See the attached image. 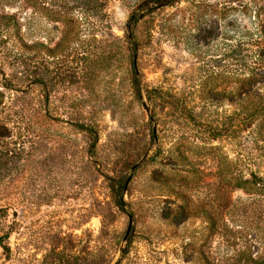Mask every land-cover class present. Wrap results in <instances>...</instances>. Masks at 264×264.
<instances>
[{
    "label": "rangeland",
    "instance_id": "rangeland-1",
    "mask_svg": "<svg viewBox=\"0 0 264 264\" xmlns=\"http://www.w3.org/2000/svg\"><path fill=\"white\" fill-rule=\"evenodd\" d=\"M142 1L0 0V264H264V0Z\"/></svg>",
    "mask_w": 264,
    "mask_h": 264
},
{
    "label": "trees",
    "instance_id": "trees-1",
    "mask_svg": "<svg viewBox=\"0 0 264 264\" xmlns=\"http://www.w3.org/2000/svg\"><path fill=\"white\" fill-rule=\"evenodd\" d=\"M177 0H143L142 3L139 5L138 10L133 12L129 20L127 22V37L129 38V41L131 45L133 46V54L136 52V47H135V40H134V27L138 20L144 16L147 13L152 12L156 8L163 7V6H168L172 5L176 2ZM0 18L3 19L2 16ZM133 70H134V78H133V87L136 92V94L140 97L141 90H140V81L137 78V71L135 67V62H133ZM117 204L120 208H124L125 206V201L123 199V195L119 193L118 191L115 193ZM1 245V243H0ZM3 248L8 247L6 245H1Z\"/></svg>",
    "mask_w": 264,
    "mask_h": 264
}]
</instances>
